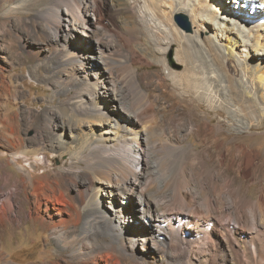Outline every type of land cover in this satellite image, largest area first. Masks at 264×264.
Instances as JSON below:
<instances>
[{"label":"bare ground","instance_id":"6f19581e","mask_svg":"<svg viewBox=\"0 0 264 264\" xmlns=\"http://www.w3.org/2000/svg\"><path fill=\"white\" fill-rule=\"evenodd\" d=\"M226 2L28 0L25 5L35 7L33 23L43 22L41 36L49 41L36 53L46 51L49 58L44 81L69 96L41 117L26 115L34 126L30 142L19 132L18 114L0 118V140L11 149L8 165L22 173L8 192L0 188V225L50 229L63 248L83 235L85 248L70 249L84 256L80 264H264V40L259 29L252 44L242 40L247 23L235 20L250 17L256 0L236 10ZM179 11L191 15L198 33L210 34L203 41L226 76L228 112L208 94L206 82L213 78L202 54L172 24ZM253 13L250 19L264 16L261 9ZM106 14L117 19H104ZM237 48L246 49L243 62ZM172 50L176 64L168 67L163 57ZM233 63L242 71L231 69ZM154 64L163 67L156 76L142 77L136 67ZM157 84L191 106L209 100L224 120L200 122L191 110L182 125L176 117H159L160 97L151 92ZM8 91L9 81L1 80L0 96ZM225 120L248 123V131L238 134L244 142L235 145ZM44 149L66 157V166L37 173L50 156L38 159ZM25 159L30 168L21 164ZM228 159L236 163L234 175ZM238 178L249 186H237ZM184 215L199 217L207 228L215 220L202 248L176 239L166 244L168 217L172 224L180 220L181 235L194 234Z\"/></svg>","mask_w":264,"mask_h":264},{"label":"rangeland","instance_id":"374dc122","mask_svg":"<svg viewBox=\"0 0 264 264\" xmlns=\"http://www.w3.org/2000/svg\"><path fill=\"white\" fill-rule=\"evenodd\" d=\"M27 1L28 0H0V82L1 80L5 79L6 81H9L11 85V91L5 92L2 96H0V118L3 116H13L14 114H18L19 132L21 136L24 137L26 142H30L34 136V126H29V120L26 115H28L30 112V114L33 116L41 117V112L44 111L49 105H57L61 99H67L69 95H62L56 92L58 89L56 90L54 87L50 88L44 81V78L48 72V66L45 65V62L49 60V58L46 56V51H43L39 55L36 53L39 51L40 47L47 46L48 43L45 42L49 41L44 40V38L41 36L43 22L37 20L35 23H33V19L36 17L35 7L33 8L32 4L26 6L25 4ZM179 2H181V0H178V3ZM256 2L257 5L253 9H261L264 12V1L256 0ZM226 3L228 5L234 6V8L236 7L234 5L235 0H227ZM184 7H186L187 10H190L189 7L185 5ZM178 8H180V6ZM211 9L212 8H209V10ZM253 9L250 8V17H247V20L235 17V20L247 23V27L242 28V34H240V37L249 44H252V40L254 39V35L258 29L259 32H261L262 38L264 40V16L260 20L250 19L254 16ZM179 12H177V14L175 13V15L172 17V24L174 27H177L179 31H181L182 36L187 37L190 40V44L195 49L200 51V54H202L204 60L206 61L208 66L206 70L207 74H211L210 77L213 78L210 82H206V88L210 87L208 94H211L210 97L215 96L216 101L218 100L219 102L218 104L224 103L223 105L225 107L223 108V111H230L231 105L228 103V101H226L230 93L227 90H224L228 85L226 76L224 73L222 74L219 68H217V65L214 61V53L208 50L206 44L203 41L204 38L208 37L210 34L208 33L207 35H204L203 33H198V27L191 18V15L181 11ZM238 14L241 15L240 12H238ZM231 16H233L232 13ZM107 17H113L114 19H117L110 14H108V16L106 14L104 19ZM177 17H180L179 21L181 23L177 21ZM222 21L224 22L222 18H219V22ZM107 25H109V23H107ZM184 25L186 27H184ZM119 26L122 28V24H119ZM187 26H189L190 29H187ZM181 41L183 42L184 40L182 39ZM223 49L224 46L222 51ZM240 50H243L244 52V56L239 55L241 62H243L246 56V49L237 48L236 53L238 54ZM103 51L105 52L106 48L103 49ZM217 52L222 56L224 55L221 51ZM163 58L168 67H174L176 64V51H168L166 56L164 55ZM225 61H228V58H226ZM34 67H37L36 74L33 72L35 69ZM136 67L139 69V73L142 77H145L146 73H151V75L156 76L159 72L162 73L163 71V67L159 64H154L152 67L142 65H136ZM230 68H237V71H242V68L237 67V64L235 63L230 64ZM179 69L183 70V67L180 66ZM237 71L236 73L238 75ZM240 75L241 76L237 77V79L241 78L244 75V72ZM141 76L140 80H142ZM247 78L248 77H246L245 80H247ZM53 85L55 86V84ZM143 86L147 88L144 83ZM247 86L250 87L251 84L249 83ZM216 89L219 90L216 91ZM151 92L153 95H156V97H160L158 99L159 105L157 108V114L159 113V117H176L180 125L184 124L182 122L185 121V118H188L190 112L199 114L201 116L200 122L208 118H213L216 123L218 121L224 120V117L218 114L213 108H210L208 102L209 100L207 99L201 102H196L192 104L194 106H191V103L184 102L180 98L175 97L170 91H167L164 85L161 86L157 84L152 86ZM186 104L189 105L187 106ZM232 109L235 111L236 108L232 107ZM187 110L191 111L189 112ZM237 118L238 117L235 119ZM225 122L227 123L225 133L228 134L232 140H234L235 145L238 142H244V138H239L238 134L241 131H248V123L244 122L243 124L238 121L236 125H233L228 120H225ZM259 131L260 130L255 131L253 135L259 136ZM261 131L264 132V129ZM190 142L196 145L197 141L192 140ZM10 150L11 149L8 147V145L3 140H0V188L6 192L9 191L8 189L14 184V181L22 177V173L16 164L11 163L10 166L8 165L11 156ZM217 151V148L213 149L214 155L217 153ZM46 154H50L49 158L46 157ZM43 157H46V165H41L37 173L66 166V157H57L52 154L50 150L48 151V149L39 151L38 159L43 160ZM21 164L27 168H30L26 159L22 161ZM212 165L218 167L216 164ZM226 167L229 173L234 175V170L237 169L236 163H234L231 159H228ZM6 175H8V179ZM241 180L243 181L242 178H238L236 180L237 186L241 184L244 187L249 186L248 184L250 182H242ZM254 192L255 191L252 188V192L250 194L255 196ZM120 204L121 200L117 203V205ZM124 204L126 206L125 199ZM28 208L29 207H27V209ZM100 209L104 210L103 208ZM137 210L139 212V209ZM177 217L180 218V216ZM184 217L185 219H188L192 222V226L195 230L194 234L192 236L181 235L179 232L180 220H178V223L172 224L170 217H168L169 220L167 221V225L163 228V236L166 239V244H168L171 239H176L185 241L189 245L191 243H195L197 246H199V248H202L208 243L207 235L210 233L213 227H215V220L212 219L213 221H210V224L208 225L209 228H207L205 225L198 224L200 220L199 217H188L186 215H184ZM132 224L133 220L129 218V225ZM7 227V224L0 225V264H8L9 262L12 264H55L58 262L60 264H80L82 257H84L82 255L80 257V255L74 253L73 251L81 247L85 248L87 239L83 237V235L79 234L82 237L76 239L75 244L73 245L75 247L71 246L72 248H63L62 245L57 242L55 239V234L50 229L44 230L40 226H33L31 223L27 222L25 224L23 223V225L17 229L18 231L8 229ZM66 233L71 236L70 228L67 227Z\"/></svg>","mask_w":264,"mask_h":264},{"label":"water","instance_id":"95a60500","mask_svg":"<svg viewBox=\"0 0 264 264\" xmlns=\"http://www.w3.org/2000/svg\"><path fill=\"white\" fill-rule=\"evenodd\" d=\"M179 19H180V17H177V21H178L179 23H181V22L179 21ZM184 27H186V26L184 25ZM187 29H190L189 26H187Z\"/></svg>","mask_w":264,"mask_h":264}]
</instances>
